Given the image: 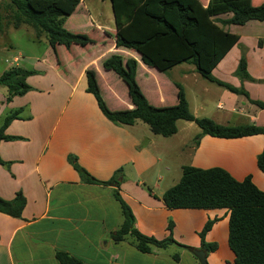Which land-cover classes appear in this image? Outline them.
<instances>
[{"label": "crops", "instance_id": "1", "mask_svg": "<svg viewBox=\"0 0 264 264\" xmlns=\"http://www.w3.org/2000/svg\"><path fill=\"white\" fill-rule=\"evenodd\" d=\"M92 5L94 2L90 0H80L65 19L64 27L87 34L94 43L85 47L58 46V54L61 47L65 52L59 60L54 55L41 60L34 57L29 68L37 73L27 78L32 89L9 102L4 101L5 89L0 88V124L9 112L21 109L19 118L12 120L5 132L22 137L0 141V156L10 162L9 167L0 164V196L11 199L20 190L26 198L20 217L0 212V264H60L55 256L57 251L69 253L80 264H200L195 251L173 244L142 252L131 238L114 241L111 233L120 227L123 215L120 204L111 195L113 186L81 181L67 159L69 154L99 180H108L115 171H120V195L130 206L135 227L141 233L163 239L172 219L173 238L199 250V232L208 220H213L205 240L216 247L205 251L206 261L235 264V254L228 245L229 210L166 207L161 196L167 188L160 189L156 181L162 180V172L169 168L165 166L163 170V159L152 150L155 139L150 129L148 132L141 121L132 125L114 124L104 116L95 97L86 91L85 70L93 67L107 105L111 109L132 107L126 85L101 64L110 54L120 53L138 61L136 80L151 104L163 106L170 99L163 72L143 64L135 52L116 48L115 23L111 27L98 22L101 12ZM73 19L68 27L67 21ZM225 29L229 31L230 27ZM238 35V44L246 47L247 72L252 79L242 80L235 74L240 58L238 44L212 73L222 78V82L242 87L251 99L264 100V31L259 45V39L252 43L246 36ZM28 41L32 48L43 42L49 46L44 38L36 39L35 33ZM14 58L19 61L18 56ZM186 64L177 72L183 79L189 76L194 82L203 83L202 90L209 94L216 92L210 84L226 91L216 104V109L224 112H216L219 115L210 116L212 120L228 126L264 125V109L213 81L203 82L195 66ZM197 109L191 111L199 117ZM263 147L264 134L238 138L203 135L198 145L191 142L188 165L202 169L220 167L237 180L250 177L264 191V173L257 166V156ZM174 253L179 254L178 261L173 260Z\"/></svg>", "mask_w": 264, "mask_h": 264}, {"label": "trees", "instance_id": "2", "mask_svg": "<svg viewBox=\"0 0 264 264\" xmlns=\"http://www.w3.org/2000/svg\"><path fill=\"white\" fill-rule=\"evenodd\" d=\"M8 23L13 28L30 26L36 39L44 38L59 60L58 46L70 48L72 45L85 47L94 40L85 33L71 32L64 27L80 0H0ZM115 23L116 48L135 52L139 60L148 67L165 72L181 63L195 66L201 77L226 87L230 91L244 95L259 108L264 109V100L251 99L242 87L222 82L212 75V70L228 51L239 43V35L224 26L243 25L247 21H264V0L258 4L253 0H208L204 5L200 0H109ZM231 15L218 18L221 14ZM0 14V20L3 19ZM261 39L258 40V45ZM242 47V46H241ZM102 68L114 72L126 85L131 108L111 109L103 98V89L95 68L85 70L86 91L91 93L104 116L117 125H132L141 121L148 125L155 135L170 136L177 132L179 119L194 122L201 131L194 138L198 145L203 135L221 138H238L264 134V125L253 123L228 126L216 123L208 117L195 116L189 107L180 85L177 102L173 105L151 104L137 80L138 61L133 57H123L112 53L102 61ZM36 70L21 66H11L0 74V87L5 88V102L14 96L23 95L32 87L27 78ZM235 74L243 79H252L247 72L245 54L239 58ZM21 109H15L4 116L0 124V141L18 140L20 136L8 135L5 130L12 120L19 118ZM69 163L77 171L81 181L101 185H112V197L121 207L123 221L111 233L114 241L131 238L132 243L142 252H151L153 247L165 248L176 245L194 252L197 249L180 244L173 238L174 222L169 219L168 235L163 239L141 233L135 227V217L119 192V170L108 180H99L82 167L74 155L67 156ZM0 164L9 167L10 162L0 156ZM257 166L264 173V147L257 156ZM168 208H227L228 245L235 254V264H264V191L246 177L237 180L225 169L211 167L197 168L182 166L180 179L167 188L161 196ZM26 204L22 191L13 198L0 196V212L20 217ZM213 220H208L199 232L201 250L209 252L215 243L205 240ZM60 264H80V260L65 251H57ZM179 260V254L172 255Z\"/></svg>", "mask_w": 264, "mask_h": 264}, {"label": "rangeland", "instance_id": "3", "mask_svg": "<svg viewBox=\"0 0 264 264\" xmlns=\"http://www.w3.org/2000/svg\"><path fill=\"white\" fill-rule=\"evenodd\" d=\"M90 1L94 2V5H92V7L97 8L101 12V16L98 17V22L114 27V19H113L112 7L110 1L105 0L103 3H98L97 0H90ZM200 1L205 5V3H207L208 0H200ZM260 1L261 0H253V3L258 4ZM5 2L6 1H0V14L2 15V18L5 17L7 13L1 7V5ZM93 13L95 14V12ZM230 15H231L230 13L221 14L218 16V18H227ZM73 21L74 19L72 21L70 20L67 21V23H69L67 26L70 27L72 25L71 22ZM20 27L21 28L16 30L13 28L11 23L7 22V19L3 18L0 20V72L2 71V69H8L11 66H21V67L29 68L33 63L32 61H34V57H37L39 60H41L44 57L52 58L53 55L55 56L54 52L51 51L49 46H46L45 42L41 43V45H38L36 48L35 47L32 48L28 40L34 35V30L30 26H26V25H21ZM224 27H230L229 30L230 32L236 34H242L246 36V38L250 42L257 43L259 37L263 36L264 21L250 20L243 25L231 24ZM237 46L240 56L242 55V53L244 54L246 53V47H244L243 44L242 45L238 44ZM61 48L62 49L58 54L59 56L60 55L63 56V53L65 54L64 47ZM15 56L19 57L18 62L14 61ZM28 57H33V58L29 59ZM185 66H187V64L183 63L161 74L166 79V83H167L166 87L167 90L169 91V98H170L163 106L173 105L176 103L177 101L176 95L179 89L178 85H180L179 83H182L183 85L180 86L182 87L185 97L188 103L190 104L189 106L190 110L197 109L196 107L198 106L199 109H197V112L200 114L199 117L210 118V116H214V115H216L217 117L219 114H217L216 112L218 111L224 112L223 109L217 110L216 104L218 103L219 100H221L220 97L223 96L222 94L226 92L225 89L222 87H218L214 84H210L212 88H215L216 92L210 94L204 92L201 88L203 83L200 82L196 83L189 76L183 79L182 76L177 73L178 70H180L179 68ZM214 78L218 80L222 79V78L219 79V77L217 76ZM200 80L206 83L210 82L203 78ZM0 88L3 89L4 87H0ZM222 101L224 102V100ZM120 107L125 108V106H120ZM235 113L236 112L234 111L233 114ZM141 124H143V126L148 130V132H150L147 124L143 122H141ZM176 127H177V132L170 136L155 135L150 132L151 136H153V138L155 139V142L152 146V150L159 157L163 159V163H162L163 170L165 166L169 168V171L162 172L163 179L160 181H156L158 182L160 189H166L171 185L175 184L180 179L182 174V165L184 164L188 165L189 163L190 157L188 155V149L191 145V142H194L195 140L194 138L201 131V129L194 122H189L182 119L176 121ZM152 175H153L151 176L152 180L153 182H155L156 174L153 173Z\"/></svg>", "mask_w": 264, "mask_h": 264}, {"label": "water", "instance_id": "4", "mask_svg": "<svg viewBox=\"0 0 264 264\" xmlns=\"http://www.w3.org/2000/svg\"><path fill=\"white\" fill-rule=\"evenodd\" d=\"M196 258L198 259L199 263L200 264H208L207 261H206V256H205V251L204 250H196L194 252Z\"/></svg>", "mask_w": 264, "mask_h": 264}, {"label": "built area", "instance_id": "5", "mask_svg": "<svg viewBox=\"0 0 264 264\" xmlns=\"http://www.w3.org/2000/svg\"><path fill=\"white\" fill-rule=\"evenodd\" d=\"M14 61L16 62V61H17V59H15V58H14Z\"/></svg>", "mask_w": 264, "mask_h": 264}]
</instances>
